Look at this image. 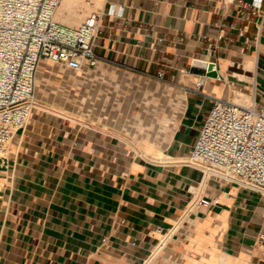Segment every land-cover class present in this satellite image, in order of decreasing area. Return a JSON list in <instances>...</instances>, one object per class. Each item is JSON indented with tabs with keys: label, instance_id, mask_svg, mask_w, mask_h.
<instances>
[{
	"label": "crops",
	"instance_id": "0c3cea01",
	"mask_svg": "<svg viewBox=\"0 0 264 264\" xmlns=\"http://www.w3.org/2000/svg\"><path fill=\"white\" fill-rule=\"evenodd\" d=\"M251 4L74 6L70 26L102 14L99 61L78 72L38 64L30 119L0 169V264H264V195L185 163L213 98L253 83L264 105V0ZM193 59L216 68L199 89Z\"/></svg>",
	"mask_w": 264,
	"mask_h": 264
},
{
	"label": "built area",
	"instance_id": "2783aa9c",
	"mask_svg": "<svg viewBox=\"0 0 264 264\" xmlns=\"http://www.w3.org/2000/svg\"><path fill=\"white\" fill-rule=\"evenodd\" d=\"M61 1L0 0V169L7 167L11 143L30 119L39 62L45 59L78 72L84 64L94 68L99 61L94 48L101 34L102 14L92 13L77 26H68L55 20ZM261 2L252 0V11L257 12ZM247 10L239 1V16ZM195 60L192 67H196ZM210 71L216 72L214 65ZM184 73L190 74L189 70ZM206 73L198 75L196 89L203 85ZM154 79L163 81V74ZM185 163L207 176L264 195V105L253 100L244 106L213 98ZM196 203L209 204L200 198Z\"/></svg>",
	"mask_w": 264,
	"mask_h": 264
},
{
	"label": "bare ground",
	"instance_id": "6f19581e",
	"mask_svg": "<svg viewBox=\"0 0 264 264\" xmlns=\"http://www.w3.org/2000/svg\"><path fill=\"white\" fill-rule=\"evenodd\" d=\"M77 2V0H62L61 1V4L60 6L58 7L57 9V13L55 14V20H60L61 22H66L65 24H69L70 22H76L77 20H74L73 18L74 17H77L79 18V14L78 13H74L73 15L70 14V11H71V7L73 6V4H75ZM73 11V10H72ZM64 13L65 16H67V18L65 16L63 17H60L58 14L59 13ZM73 13V12H72ZM70 26V25H68ZM194 65L197 66L198 68H202V69H205L206 67V63L204 61H194ZM192 76V75H191ZM236 76V75H235ZM234 78L236 80H241V82H247V81H242V78L243 77H240L239 79V76L238 77H235ZM245 78V77H244ZM208 77H203V81L204 80H207ZM226 79V78H225ZM246 79V78H245ZM198 80H199V77H198ZM252 82V81H251ZM205 84V83H204ZM251 90V91H250ZM248 92H240V91H232V98L230 100H232L235 104H239V105H249L250 103L253 102V96L252 94L250 95L249 93H253V83H251V88ZM254 94V93H253ZM42 100V99H41ZM43 101V100H42ZM34 104H35V101H34ZM46 106V105H45ZM52 109V108H51ZM59 109V108H58ZM61 110V109H60ZM50 111V110H49ZM67 120V119H66ZM161 157V155L159 153H156L154 158H157V157ZM146 158V157H145ZM161 159V158H160ZM205 175V174H204ZM206 176V175H205ZM208 177V176H207ZM206 178V177H205ZM193 205V204H192ZM197 208V207H196ZM187 211V210H186ZM197 212V211H196ZM182 217V216H181ZM185 218V217H183ZM182 218V219H183ZM180 220V219H179ZM188 220V219H187ZM186 222V221H185ZM183 224V223H182ZM188 229V227H187ZM174 235V234H173ZM168 237V236H167ZM166 239V238H165ZM165 240H163L161 242V244L158 246H156V251L161 247V245L164 243ZM158 242V241H157ZM169 242V240L167 241ZM260 243V242H259ZM155 250V249H154ZM155 251V253H156ZM158 254V252H157ZM147 260V259H146ZM145 260V261H146ZM155 260V259H154ZM153 260V261H154Z\"/></svg>",
	"mask_w": 264,
	"mask_h": 264
},
{
	"label": "rangeland",
	"instance_id": "374dc122",
	"mask_svg": "<svg viewBox=\"0 0 264 264\" xmlns=\"http://www.w3.org/2000/svg\"><path fill=\"white\" fill-rule=\"evenodd\" d=\"M79 1H81V0H77V2L75 3V4H73V6L71 7V11H70V14L71 15H73L74 13H76L75 11H81L82 12V10H84V9H82V6H83V4L82 3H79L78 4V6L75 8V11H74V6L79 2ZM73 10V11H72ZM73 12V13H72ZM57 13V12H56ZM60 17H63V16H65L64 15V13H59L58 14ZM66 18H67V16H65ZM125 85V84H124ZM113 86V84H109V83H107V84H103V85H101V88H102V90L104 89H106L107 91H109V92H105L106 94H107V96L108 97H110V101H108L107 100V102H111V100H112V96L114 95L112 92V87ZM126 86V85H125ZM123 87L124 88V90H126V87ZM130 95H131V93H127V92H123V93H118V96L119 97H121V98H123L122 100L123 101H125V98L127 97V96H129L130 97ZM137 97H140V94L139 93H135V97H134V99L135 98H137ZM125 110H123V112H124Z\"/></svg>",
	"mask_w": 264,
	"mask_h": 264
},
{
	"label": "water",
	"instance_id": "95a60500",
	"mask_svg": "<svg viewBox=\"0 0 264 264\" xmlns=\"http://www.w3.org/2000/svg\"><path fill=\"white\" fill-rule=\"evenodd\" d=\"M190 71H191V73L197 74V75H202V74L206 73L205 70L200 69V68H196V67H191ZM206 74L208 76H212V77H216L217 76L216 72H214V71H209Z\"/></svg>",
	"mask_w": 264,
	"mask_h": 264
}]
</instances>
